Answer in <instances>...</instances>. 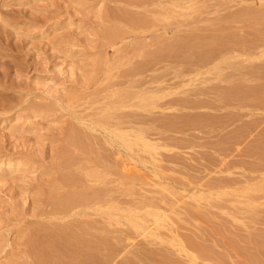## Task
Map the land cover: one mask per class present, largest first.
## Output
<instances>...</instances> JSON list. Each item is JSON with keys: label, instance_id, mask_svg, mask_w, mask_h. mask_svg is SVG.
Returning a JSON list of instances; mask_svg holds the SVG:
<instances>
[{"label": "rangeland", "instance_id": "obj_1", "mask_svg": "<svg viewBox=\"0 0 264 264\" xmlns=\"http://www.w3.org/2000/svg\"><path fill=\"white\" fill-rule=\"evenodd\" d=\"M152 4L0 0V264H34L29 243L43 228L58 233L84 221L104 224L105 215L92 208L105 206L75 208L77 217L55 211V197L70 188L62 182L68 175L81 180L88 196L100 188L109 191L107 196L122 208L129 200L146 198L151 210L163 211L165 224L184 236V251L171 256L167 243L144 238L121 220L110 233L120 249L112 264L138 252L139 264H163L161 255L176 264H264V80L243 81L245 91L262 85L261 94L244 99H220L218 90L192 94L198 84L219 90L229 86L219 79L200 83L216 71L193 70L204 57L242 54L259 45L264 54V0H184L186 11ZM164 26L178 28L184 42L177 55L160 61ZM252 64H264V55ZM179 68L186 72L183 81L190 83L173 94L171 89L156 108H140L142 97L151 101L142 92L146 81L163 77L174 86ZM185 95L208 103L203 109L161 112L158 107ZM121 118L146 128L147 138L156 143L152 156L136 148L132 156H148L147 170L135 160L136 167L109 137ZM162 118L168 122L163 127ZM70 129L81 133L84 144L72 143ZM121 166L147 180L129 185L130 197L128 185L118 184L114 174ZM226 180L227 188L213 186Z\"/></svg>", "mask_w": 264, "mask_h": 264}, {"label": "bare ground", "instance_id": "obj_2", "mask_svg": "<svg viewBox=\"0 0 264 264\" xmlns=\"http://www.w3.org/2000/svg\"><path fill=\"white\" fill-rule=\"evenodd\" d=\"M152 1H153L152 5L156 6L158 9H168V7H169V10L171 9V10L175 11L174 9H181V8L183 9V7H184L185 11H186L185 5L183 6L181 4L182 2H184V0H152ZM187 1H189V0H187ZM259 4H260V2H259ZM188 5H187V9H188ZM193 9L195 10V7ZM151 11H153V9ZM189 11H190V9H189ZM153 13H154V11H153ZM163 14H164V11H163ZM182 14H183V12H182ZM178 15H180V14H178ZM222 19H224V18H222ZM175 23L177 24V22H175ZM135 27H137V26H135ZM176 27H178V26H176ZM177 32H178V28L177 29L174 28V30H173V29H171V27H167V26L162 27V33H163L162 34V36H163L162 41H163V43H162L161 47H159L160 50L158 51V53H159L158 56H160V61L165 60L168 57H171V58L174 57L175 55H177V49L182 47L184 39L180 36L181 34L179 35V34H177ZM169 33H170V36L167 37L166 35H168ZM187 47H189V46L187 45ZM261 47L262 46L259 45V46L254 47L253 49H251L249 51L246 50L245 53H242V54L238 53L237 55H235V54L234 55H228V56L217 55V56H214L212 58L209 56L204 57L203 58L204 60H202V61H205V62H202V61L200 63L198 62L196 67L194 66V68H193V66H191V68H193V70H196V72L201 70L202 68H205V73H206V71H213V70H216V71H215L214 77H210V78L208 77L207 79L200 81V83L206 84L209 81H212L213 79H219L222 82L223 81L227 82L229 84V86L227 85L228 88H223V90H219L218 86H209V87L202 86V87H199L200 84H198V88L196 87L195 91L192 92V94H197L199 97V94L208 95L210 93H215L218 90L219 93L215 94V95H217V97L220 99H226L229 97L244 99V98L252 97L258 92L261 94L260 91H261L262 85L254 88V89L252 87V89L250 88V90H248V91H245L246 89L245 90L241 89V86H242L241 83L245 80H248V78H255L256 80H260V79L264 80V64H258V65L252 64L253 59H257L261 56L263 57L264 54H263V50H261ZM233 51H235V50H233ZM242 52H244V50H242ZM237 57H241V58L238 59L237 61H232V59L235 60V58H237ZM176 61H179L178 58L176 59ZM179 64L180 63L177 62V66ZM222 64H225V66H221ZM173 67H175V66H173ZM226 67H229L232 71L225 73L224 70L226 69ZM176 69L177 68H175L174 70H176ZM184 69H185V67H184ZM242 69H244V71H242ZM177 71L178 72H176L173 77L175 79H179V80H177V81L174 80V83H173V81L171 82L174 84V86H171L170 82L166 83L167 81H166V79H162L163 77L162 78L159 77V78H155V79H151L149 81H146V83H147L146 86H144L142 84L143 85L142 92L144 93V95H145V93H147L150 96L151 101H149L148 103H145L144 102L145 97H142L141 99L143 100V103H140L139 107L144 109V110L154 109L159 104L158 100L163 99L167 95L171 94V92H172V94L176 93L175 90L177 88H179V87L181 88V86L188 85L190 83V82H188L189 80L187 82L183 81V77L185 76L186 72L184 74L183 70H181L180 68ZM189 71H190V69H189ZM140 73H141V71H140ZM131 76H132V74H131ZM235 76H238L239 79H241V81H239L237 78L234 79ZM236 80H237V82H236ZM171 89H173V90L170 92ZM180 92H182V91H179L178 93H180ZM183 92H184V90H183ZM188 93H189V91H188ZM136 95L137 94H135V97H136ZM189 95H190V93H189ZM136 98H138V97H136ZM256 98L257 97H255V99ZM198 99H196V98L191 99V98H189L188 95L187 96L185 95L183 97H179L177 99H174L173 102L171 100V105H168V106L163 107L164 104L166 105V101L163 103L160 102L162 104H160V106H158V107L161 109V112H163L164 110L169 109L171 107L173 109L176 108L177 110H182L185 108H192V109L193 108L194 109L195 108H202L203 106L205 107L207 105L208 101L204 102V100H198ZM262 100H263V98H262ZM263 102H264V100H263ZM263 102H262V104H263ZM167 103L169 104L170 102L167 101ZM123 104H124V102H123ZM112 105H113V103H112ZM162 119H161V121H162ZM164 120L165 119H163V122H164ZM140 122H142V121H140ZM163 122H161L162 127L164 124L168 123L167 121H166L167 123H165V122L163 123ZM130 123H133V121L132 122H131V120L127 121L123 118H121L120 120L118 119V121L115 124L116 125L115 129L111 130V134L109 137L113 141L117 142L120 149L122 147L123 150L127 151V153L129 154L128 155L129 159L133 161L135 166L137 165L135 162L139 161V162H142L143 168L146 169L147 166L145 165V163L148 162L147 161L149 159L148 156H146V158H144V156L143 157L141 156V157H139V159L138 158L134 159V157H132V156H134L133 154H134L136 149H137V151L141 150L143 152L149 153L150 151L156 150L157 145H156V143L152 142L150 139L147 138V134H146V130H145L146 128L145 129H143L142 127L136 128V127H134V125H132ZM136 123H138V122H134V124H136ZM144 123H145V120H144ZM103 124H104L103 122L100 123L101 126ZM138 126H140V125L138 124ZM78 129L75 128L76 131ZM70 130H72V129H70ZM75 130L71 131V133H70L71 139L70 140L72 141V143L74 145H81L82 141L84 144L85 141L81 139L82 138L80 136L81 133L79 135V133L76 132ZM86 136L88 137L89 135H86ZM87 139H90V137ZM86 141H88V143H89V140H86ZM105 141H106V139H105ZM85 145H87V143ZM89 145H90V143H89ZM114 145H115V143H114ZM117 149H119V148H117ZM117 151H119V150H117ZM86 152H88V151H86ZM149 154L151 155V153H149ZM122 155H123V153H122ZM69 157L70 156H68L67 159H69ZM128 157H126V158H128ZM103 158L104 157H102V159ZM145 159H147V160H145ZM116 166L119 167V165H116ZM121 167L118 168V171H115L114 174L117 176L118 184H123L125 186L128 185V187H126V188L124 186L123 187L127 191L128 195L129 194L131 195L132 189H130L129 185L134 184L135 181H137V180L145 181L146 179L144 177L142 178L141 176L137 177L135 174L126 173V169L124 167H122V168ZM108 169H111V168H108ZM140 169H142V168H140ZM111 170H113V169H111ZM97 175H98V173H94L91 176L97 177ZM101 175L102 174H100V176ZM96 180L99 181V179H96ZM62 182H65V184H67L70 188L67 190V193L65 192L64 194H59V196L55 197L54 201L52 202V205H53L55 211L58 213H62V214L64 213V214H66V216L68 214L76 216L75 214H79V210H73L75 208L80 207V209H81V207H87L90 209V208H92L91 205H96V204L99 206H105L106 208H104V210H101L99 208H92V210L96 214L105 215L106 218L104 220V224L101 227H98V226H96V223L94 221L93 222L84 221V222L78 223L77 225L73 224V226H71V227L63 228L61 231L59 230L60 232L58 231V233H51V231H49L48 228H45V229L43 228L42 231L40 230L41 232H39V234H38V231H37V233L35 232L36 236L29 243V252H28L34 261V264H112L115 261V258L119 255L120 249H118V246L116 243L117 238L110 235V233L112 232L113 225L120 223L121 220H122V224L131 228L134 231V233L142 234V236L144 238H149L152 240L157 239L160 244L161 243H167L172 248V251L170 253L171 256H172V254L176 255V256L180 255V253L182 251H184V246H183L184 244H182V240H183L184 236L182 238L181 234H179V232H178V229L175 228L172 224H165V222L168 221V218L166 215L161 213L163 211L160 212V211H158L159 209H156L154 211L151 210L152 209L151 208L152 203L151 204L149 203L150 199L148 200L149 201L148 203L145 202L146 198L144 199V202L141 200H139L138 202H134L133 200H129V201L124 203L125 206L122 208L120 205H118L117 202L114 201L113 198L107 196L109 191L107 193L106 190L100 188L98 190L97 189L93 190V192H91L90 196H88V194L83 192L85 188L83 187V185H82L83 183H81V180H79L78 178H75L74 176L68 175V177H65L62 179ZM228 184L229 183L227 180L226 181H218V183L214 184L213 186L218 185V188H220V187L224 188V186L227 188V186H229ZM232 184H234V183L232 182ZM78 185H81V190L76 188ZM110 188H113V186ZM210 189H212V188H210ZM130 195H129V197H130ZM119 202H121V201H119ZM156 206L159 207L157 204H156ZM154 207H155V205H154ZM82 210H84V209H81L80 211H82ZM83 215H87V214L83 213ZM102 218L104 219V217H102ZM75 227H77V228H75ZM161 229L162 230L166 229L167 232H164ZM100 230H101V233L98 232ZM54 232H57V231H54ZM129 233L132 235L133 232L129 231ZM127 236H128V234H127ZM186 240H188L190 243H193L190 241L191 239H189V238L188 239L186 238ZM128 241H130L129 238H128ZM66 247H67V250L69 249L70 252L68 254L65 253L66 254L65 255L63 253L64 252L63 248H66ZM68 247H70L71 250ZM133 252L136 253V250L135 251L133 250ZM137 255H138L137 257H133L131 259H124L119 264H139L141 261V259H140L141 254L138 252ZM144 257H147V256H144ZM170 257L168 255H163V256L161 255V261L160 260L159 261L162 262L163 264H176V261L171 260Z\"/></svg>", "mask_w": 264, "mask_h": 264}]
</instances>
